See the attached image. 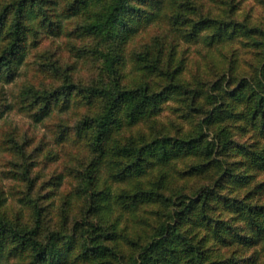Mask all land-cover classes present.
<instances>
[{
	"label": "rangeland",
	"instance_id": "rangeland-1",
	"mask_svg": "<svg viewBox=\"0 0 264 264\" xmlns=\"http://www.w3.org/2000/svg\"><path fill=\"white\" fill-rule=\"evenodd\" d=\"M31 1L37 6L14 14L18 0H0V13L6 16L0 55L15 15L25 26L13 64L0 70V225L7 227L0 264H31V251L12 241L10 232L16 228H36L43 243L55 234L44 264H119L118 256L126 262L141 253L166 219L168 202L161 195L194 196L209 186L206 220L190 214L182 231L209 259L264 264V242L243 245L239 239L249 241L251 228L240 209L264 205V161H259L264 118L254 112L256 98L248 86L264 82V0H180L186 34L200 20L212 23L193 40L182 38L170 22L169 0L155 22L149 23L146 14L139 18L124 50L122 84L145 83L155 92L176 86L151 116L116 131L114 142L197 137L204 145L225 146L164 164L150 160L141 174L122 183L114 182L106 167L89 173L95 156L87 132H77L85 116L101 108L86 89L106 81L101 56L106 46L84 28L90 25L89 14L69 11L73 0ZM145 9L157 11L155 6ZM138 55L150 65L147 76L138 68ZM175 68V80L161 74ZM69 89L66 96L59 94ZM137 189L159 196L131 206ZM91 191L109 195L102 205L109 220L105 232L114 240L103 243L116 249L105 258L83 254L86 223L99 219L88 214Z\"/></svg>",
	"mask_w": 264,
	"mask_h": 264
},
{
	"label": "trees",
	"instance_id": "trees-1",
	"mask_svg": "<svg viewBox=\"0 0 264 264\" xmlns=\"http://www.w3.org/2000/svg\"><path fill=\"white\" fill-rule=\"evenodd\" d=\"M25 1L27 3L23 5L22 2L24 3ZM166 2V0H73L69 5V11L72 13L82 10L83 13L90 15V25L84 28H87L89 33L97 36L106 46V53L101 54L104 60L103 73H105V76L107 75L105 77L106 81L100 82L102 84L99 83L97 87L86 89L89 96L91 95L93 98L99 99L101 108L98 113L85 116L78 124L77 130V132H87L89 146L95 156L91 162L90 174L97 173L99 168L106 167L108 176L114 182L122 183L141 174L146 166L151 164L150 160L152 162L154 160L155 162L160 161V163L164 164L169 162L170 159L192 155L205 148L208 149V152L205 151L207 152L206 154L210 155L219 146L218 152L225 146L224 144L222 145V142L221 145L217 143L213 147L209 143L204 145L201 144L197 137L173 140L163 137L162 139L157 138L142 143L135 141L131 137L128 143L122 146L116 144L113 140L116 131L122 127L134 126L145 120L148 116H151L150 114H152L153 110L158 109L159 105L168 96L174 94L173 89L175 87L173 88V86H176L171 85L169 90L164 88V90L155 92L145 83H139L135 87L122 84L124 74L122 73L121 65L124 63V50L128 40L136 30V25L139 24V18L147 16L148 19L146 20L149 23L155 22L159 19L162 10L165 9L168 3L171 13L167 17L172 25H175L176 29L181 31L182 38L193 40L198 36L199 32L212 26L209 20H200L191 26L192 33L186 34V30L183 28L185 26L187 28V23H185L186 21L181 16V1L169 0ZM32 3L33 1L31 0H18L14 14H20L25 9L28 10L37 6V4ZM148 6H155L157 11H147L145 7ZM5 17V13H0V30L4 27ZM17 18L18 15H15L8 29L10 41L0 55V70H4L13 64V58L17 55L20 48L19 42L24 39L25 26ZM160 61L161 59L158 62L160 63ZM146 62V58L138 55L136 63L139 65V70L143 72V76H147L145 70L150 67ZM175 70L177 71L176 68L173 71L164 70L161 71V74L163 76L168 75L171 80H175L177 77ZM248 84L252 91L250 96L254 97L253 99L256 98L253 110L264 118V82L258 81L256 84L248 82ZM70 92V89L67 91L63 90L59 91V94L66 96ZM36 98L40 100L41 97ZM144 140H147V138ZM260 160L264 161V156L259 153ZM222 172L223 175H221L220 179L226 174L224 169ZM92 179V177L89 178V180ZM209 187L203 188L194 196L175 194L172 197H166L161 195L163 201H165L164 203L168 202L167 205L165 204L168 208L166 219L154 229L141 253L130 258L128 261L126 260V262H123L122 256H118L117 260H119V264H247L248 261L240 262V260L236 261L237 259H209L207 251L200 244L197 245L189 237L187 231H182V224L190 214H197V216H201L203 220H206V217H203L206 216L208 206L206 199L212 192ZM158 188H160V185H158ZM89 196L91 201H89L88 214L90 216H97L99 219L87 221L86 223V229L83 232L84 236H82L84 238L83 254L91 256L93 259L105 258L107 255L115 254L113 252L116 249V247H110L103 243L106 240L112 243L114 240L105 232V226L109 224V220L105 213H103L104 207L102 201L109 200V195L103 197L101 192L91 191L89 192ZM158 196L153 190L146 192L137 189L132 197H130V205L136 206L138 203L153 200ZM239 214L244 218L248 217L247 219L250 220L248 225L251 226L249 231L250 240H243L244 238L241 236L239 238L243 245H256L260 241L264 242V205H247L240 209ZM6 228L5 224L3 226L0 225V240L6 235L3 233V231L7 230ZM218 228L216 227V229ZM10 234L16 246H22V248H28L31 251V264H44L47 261L49 253L55 247V234H51L48 241L43 243L37 236L36 228L20 232L16 228Z\"/></svg>",
	"mask_w": 264,
	"mask_h": 264
}]
</instances>
